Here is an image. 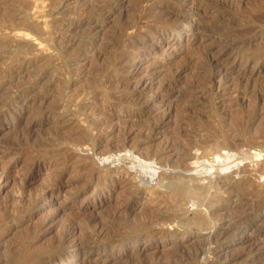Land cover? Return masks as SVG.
<instances>
[{
    "label": "rangeland",
    "instance_id": "374dc122",
    "mask_svg": "<svg viewBox=\"0 0 264 264\" xmlns=\"http://www.w3.org/2000/svg\"><path fill=\"white\" fill-rule=\"evenodd\" d=\"M56 1L0 0V264H264V0Z\"/></svg>",
    "mask_w": 264,
    "mask_h": 264
},
{
    "label": "bare ground",
    "instance_id": "6f19581e",
    "mask_svg": "<svg viewBox=\"0 0 264 264\" xmlns=\"http://www.w3.org/2000/svg\"><path fill=\"white\" fill-rule=\"evenodd\" d=\"M54 1H55V0H54ZM57 1H58V0H57ZM57 1H56V2H57ZM60 1L62 2V1H64V0H59L58 2L60 3ZM196 1H197V0H196ZM54 3H55V2H54ZM114 4H115V3H114ZM55 5H56V7H58L57 4H55ZM110 5H112V4H110ZM113 6H114V5H113ZM116 6H117V5H116ZM26 7H27V6H26ZM56 7L53 6V8L51 9V12L49 13V14H50L49 16H51V14L55 11ZM21 11H22V10H21ZM26 11H27V10H26ZM170 11H171V10H170ZM22 12H23V11H22ZM24 12H25V10H24ZM168 13H169V12H168ZM22 14H23V13H21V15H22ZM24 14L27 15L26 12H25ZM81 15H83V14H81ZM166 15H167V14H166ZM168 15H169V14H168ZM175 15H176V14H175ZM27 16H28V15H27ZM171 16H172V15H171ZM23 17H25V16L23 15ZM182 18H183V19H186L183 15H182ZM89 19H90V18H86L85 21H81V22H80L81 24H80V23L76 24V22H75V23H71V24H70V23L67 24V23H65V21L62 22V23L65 24L66 27H67V25H69L70 27H72V26H76V27H77V26H82L83 23H85V24H91V22H89ZM21 20H22V19H21ZM23 20H24V21H21V26H20V27L23 29L24 33H25V32H30V33H29L30 35H31V33H33L35 36H38V38L43 39V34H42V32H41V28H40V25H41V24L37 23L35 20H32L31 18H28V17H26V19L24 18ZM59 21H60V20H59ZM56 22H58L57 19H56ZM184 23H185V22H184ZM19 25H20V24H19ZM69 26H68V27H69ZM89 26H90V25H89ZM70 27H69V28H70ZM91 28H93V27H91ZM82 29H83V28H82ZM89 29H90V28H89ZM90 30H91V29H90ZM87 31H88V30H87ZM76 33H77V32H76ZM92 33H93V32H92ZM25 34H26V33H25ZM86 34H88V33H86ZM27 35H28V33H27ZM84 35H85V34H84ZM35 36H34V37H35ZM72 36H73V35H72ZM89 36H90V35H89ZM65 37H66V36H65ZM81 37H82V36H81ZM36 38H37V37H36ZM82 39H83V38H82ZM68 41H69L70 43L75 44V43H78L79 41L81 42V38H76V37L73 38V37H69ZM82 42H83V41H82ZM0 43H1V42H0ZM2 43H3V42H2ZM67 43H68V42H67ZM151 43L153 44L154 42H151ZM4 44H5V42H4ZM4 44H3V45H4ZM149 44H150V43H149ZM152 44H151V45H152ZM6 45H7V44H6ZM69 46H70V45H69ZM142 46H143V45H142ZM142 46H141V47H142ZM146 46H147V45H146ZM222 152H223V151H222ZM225 153H226V152H225ZM228 153H229V152H228ZM218 154H219V153H218ZM113 155H114V154H113ZM228 155H230V153H229ZM226 156H227V155H226ZM229 157H230V156H229ZM242 157H243V156H242ZM248 157H249V156H248ZM145 158H146V157H145ZM147 158H148V157H147ZM147 158H146V159H147ZM213 161H214V160H213ZM226 161H227V160H226ZM224 162H225V161H224ZM209 163H210V162H209ZM41 164H42V163H41ZM144 164H145V163H144ZM144 164H143V165H140V167L138 166V167H137L138 170H139V168H141L142 166H146V168H149V167H147L146 164H145V165H144ZM212 166H213V165H212ZM218 166H219V165H218ZM255 166H256V165H255ZM132 167H133V166H132ZM135 167H136V166H135ZM161 167H162V166H161ZM207 167H208V166H207ZM209 167H210V166H209ZM133 168H134V167H133ZM151 168H152V167H150V169H151ZM143 169H144V167H143ZM209 169L211 170V167H210ZM213 169H214V168H213ZM219 169H220V168H219ZM138 170H137V171H138ZM141 170H142V169H141ZM143 171H144V170H143ZM144 172H145V171H144ZM151 172H154L153 176H155V175L158 174V170H157V169L155 170L154 168L151 169ZM142 173H143V172H142ZM262 173H263V172H262ZM263 176H264V175H263ZM260 177H261V176H260ZM192 179H194V178L192 177ZM192 179H191V180H192ZM186 180H187V179H186ZM194 180H196V179H194ZM187 181H188V180H187ZM192 181H193V180H192ZM183 183H184V180H183ZM183 183H182V184H183ZM187 183H188V182H187ZM192 183H194V182H192ZM230 183H231V182H230ZM245 183H246V182H245ZM249 183H250V182H249ZM249 183H247V184L249 185ZM182 184H181V186H182ZM184 184H185V185H183V186H186V183H184ZM194 184H195V183H194ZM233 184H235V183H233ZM179 185H180V184H179ZM239 185H240V184H239ZM243 185H244V184H243ZM193 186H194V185H193ZM244 186H246V185H244ZM232 187H234V186H232ZM232 187H231V188H232ZM248 187H249V186H248ZM248 187H247V188H248ZM254 187H255V186H254ZM254 187H253V188H254ZM177 188H179V187H177ZM190 188H191V187H190ZM201 188H202V187H201ZM203 188H204V187H203ZM179 189H180V188H179ZM179 189H178V190H179ZM185 189H186V188H185ZM238 189H239V188H238ZM243 189H246V187H244ZM248 189H250V188H248ZM254 189H255V188H254ZM176 190H177V189H176ZM178 190H177V191H178ZM194 190H195V189H194ZM235 190H236V189H235ZM255 190H256V189H255ZM190 191H191V190H190ZM203 191H204V190H203ZM233 191H234V190H233ZM236 191H237V190H236ZM250 191H251V190H250ZM253 191H254V190H253ZM253 191L250 192V193H252V194H250V195H252V196H253V194H254ZM263 191H264V190H263ZM178 192H180V191H178ZM244 193H245V191H244ZM244 193H243V194H244ZM247 193H249V192H247ZM186 194H187V193H186ZM191 194H194V192L191 193ZM197 194H198V192H197L195 195L197 196ZM245 194H246V193H245ZM245 194H244V196H246ZM255 194H256V193H255ZM255 194H254V196H255ZM179 195H180V194H179ZM182 195H184V194H182ZM202 195H203V194H202ZM248 195H249V194H248ZM250 195H249V196H250ZM256 195H257V194H256ZM244 196H243V197H244ZM203 197H204V196H203ZM192 198H193V197H192ZM205 198H206V197H205ZM205 198H204V199H205ZM180 199H181V198H180ZM189 199H190V198H189ZM198 199H199V198H198ZM241 199H242V198H241ZM178 200H179V199H178ZM185 200H186V199H185ZM195 200H196V199H195ZM202 200H203V198H202ZM202 200H201V202H202ZM193 201H194V199H193ZM211 201H212V200H211ZM209 202H210V201H209ZM178 203H179V202H178ZM183 203H184V201H183ZM188 203H189V201H188ZM205 203H206V202H205ZM212 203H213V201H212ZM185 204H186V203H185ZM207 204H209V203H207ZM181 205H183V204H181ZM209 205H210V204H209ZM198 206H199V205H198ZM198 206H197V207H198ZM203 206H204V208H205L206 205H203ZM241 206H242V205H241ZM184 207H185V206H184ZM200 207H202V206H200ZM209 207H211V206H209ZM128 209L131 210V211H130V213H128L127 215H129V214H130V215H133V210L130 209V208H128ZM180 209H181V208H180ZM210 209H211V208H210ZM207 211H208V210H207ZM233 211H234V210H233ZM239 212H240V211H239ZM196 213H198V212H196ZM214 213H215V212H214ZM200 214H201V213H200ZM200 214L198 213V215H200ZM216 214H217V213H216ZM219 214H220V213H219ZM198 215H196V216H195V219L193 218V220H196ZM217 215H218V214H217ZM201 216H202V215H201ZM159 219H160V218H159ZM169 219H170V218H169ZM184 219H186V218H184ZM199 219H200V218H199ZM199 219H198V220H199ZM205 219H206V218H205ZM161 220L163 221V220H165V218H163V219L161 218L160 221H161ZM167 220H168V219H167ZM167 220L163 221V224H164V222H166ZM171 220H172V219H171ZM171 220H170V221H171ZM173 220H174V219H173ZM153 221H154V220H153ZM188 221H189V220H188ZM206 221H207V220H205V222H206ZM180 222H181V221H180ZM183 222H184V220H183ZM183 222H182V223H183ZM196 222H197V221H196ZM196 222H195V223H196ZM207 222H208V221H207ZM207 222H206V223H207ZM166 223H167V222H166ZM168 223H169V222H168ZM170 223H171V222H170ZM170 223H169V224H170ZM173 223H174V222H173ZM178 223H179V222H178ZM182 223H180V224H182ZM197 223H198V222H197ZM197 223H196V224H197ZM202 223H203V222H202ZM164 225H165V224H164ZM185 225H186V224H185ZM185 225H184V226H185ZM200 225H201V224H200ZM200 225H199V226H200ZM197 226H198V225H197ZM200 228H201V226H200ZM202 228H203V227H202ZM205 228H206V226H205ZM207 228H208V227H207ZM72 229H73V228H72ZM259 229H260V228H259ZM69 232H70V231H69ZM74 233H75V232H74ZM219 234H220V235H223V236L225 237V235H226L227 233H226L224 230H222L221 232H220V231L218 232V235H219ZM218 235H217V236H218ZM220 235H219V236H220ZM152 236H153V235H152ZM154 237H155V236H154ZM225 238H226V237H225ZM153 240H154V239H153ZM221 240H222V239H221ZM75 246H76V249H75V250H77V251H83V250H85L86 252H89V253L92 251L91 246L88 245V244H86L84 241H83V242H82V241H77L76 244H75ZM75 246H74V247H75ZM202 250H203V249H202ZM199 252H200V251H199ZM84 253H85V252H84ZM198 254H199V253H198ZM196 256H197V255H196ZM60 258H61V257H60ZM39 259H40V258H39ZM56 259H57V258H56ZM58 259H59V258H58ZM168 259H170V258H168ZM168 259H167V260H168ZM36 260H38V259L36 258ZM43 260H44V259H43ZM171 260L174 261L173 259H171ZM34 261H35V258H34ZM169 261H170V260H169ZM172 261H171V262H172ZM32 263H33V262H32ZM172 263H173V262H172ZM35 264H36V263H35ZM54 264H55V263H54ZM60 264H61V263H60ZM65 264H66V263H65ZM174 264H175V263H174Z\"/></svg>",
    "mask_w": 264,
    "mask_h": 264
}]
</instances>
